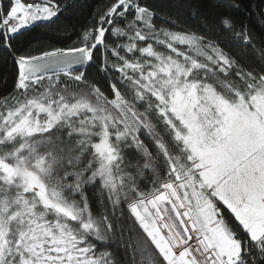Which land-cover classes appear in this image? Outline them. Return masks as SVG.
I'll return each instance as SVG.
<instances>
[{
	"label": "snow or ice",
	"instance_id": "snow-or-ice-1",
	"mask_svg": "<svg viewBox=\"0 0 264 264\" xmlns=\"http://www.w3.org/2000/svg\"><path fill=\"white\" fill-rule=\"evenodd\" d=\"M67 8L0 2L14 69L0 97V264H264V66L158 28L142 0H107L67 47L13 48ZM217 27L252 44L232 16ZM92 63L107 90L80 70Z\"/></svg>",
	"mask_w": 264,
	"mask_h": 264
},
{
	"label": "trees",
	"instance_id": "trees-1",
	"mask_svg": "<svg viewBox=\"0 0 264 264\" xmlns=\"http://www.w3.org/2000/svg\"><path fill=\"white\" fill-rule=\"evenodd\" d=\"M7 4V0H0ZM67 3L66 11L60 13L54 22L38 23L21 30L12 39L13 48L20 54L39 53L57 47H67L75 39L76 33L92 22L93 15L105 7L107 0H61ZM156 13L158 28L173 31H196L218 39L219 43L246 68L264 66L260 49H264V22L260 13H264V0H241L247 7L243 15L228 7L230 0H142ZM224 16H232L237 24L244 23L252 36V44L244 47L242 42L230 33H222L217 24ZM90 80L96 81L106 89L104 73L99 72L96 63L87 66ZM66 79V78H62ZM14 86V69L10 59L0 50V97H6ZM107 90V89H106ZM92 196V193H89ZM123 259V252L118 253Z\"/></svg>",
	"mask_w": 264,
	"mask_h": 264
},
{
	"label": "water",
	"instance_id": "water-1",
	"mask_svg": "<svg viewBox=\"0 0 264 264\" xmlns=\"http://www.w3.org/2000/svg\"><path fill=\"white\" fill-rule=\"evenodd\" d=\"M86 67H87V66H83V67H81L80 70L83 71Z\"/></svg>",
	"mask_w": 264,
	"mask_h": 264
}]
</instances>
